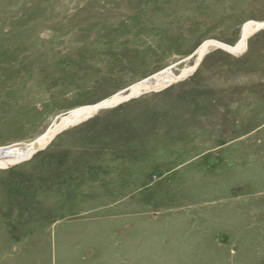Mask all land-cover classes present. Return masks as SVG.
<instances>
[{
    "label": "rangeland",
    "instance_id": "obj_1",
    "mask_svg": "<svg viewBox=\"0 0 264 264\" xmlns=\"http://www.w3.org/2000/svg\"><path fill=\"white\" fill-rule=\"evenodd\" d=\"M248 21L264 0H0V160L188 71L0 165V264H264V26L193 68Z\"/></svg>",
    "mask_w": 264,
    "mask_h": 264
},
{
    "label": "bare ground",
    "instance_id": "obj_2",
    "mask_svg": "<svg viewBox=\"0 0 264 264\" xmlns=\"http://www.w3.org/2000/svg\"><path fill=\"white\" fill-rule=\"evenodd\" d=\"M258 26L263 27L264 22H256V21L246 22L242 26L241 33H240L238 40L233 45H229V44H226V43H223L217 40H212V39L204 41L201 45H199V47L196 50L197 58H196V64L194 65L193 68L197 66L201 57L212 46L220 47L229 52L240 53L246 45V40L250 34L251 29L256 28ZM187 73L188 71H183L180 75L174 76L170 74L169 70L162 71L159 74L155 75L152 81H149V79L143 80L139 83L131 85L128 89L124 91L118 92L108 98L101 100L100 102L96 104L89 105V106H83V107L80 106V107L69 110L67 113L58 115L52 120L49 127L42 134H40L33 140L26 142L25 144L22 145V147L7 149L3 153L2 160H0V165L8 166L14 162H21L25 159H28L36 151L46 146L47 143H49L50 138L54 136L56 133L60 132L61 130H63L64 128H66L71 123L75 122L76 120H79L84 117H88L89 115H91L92 113H94L100 108H104L109 105L117 104L129 98L130 96H133L139 93L140 91L146 88L167 86L171 83L176 82L177 80L182 78ZM126 92H129V94L124 95Z\"/></svg>",
    "mask_w": 264,
    "mask_h": 264
}]
</instances>
